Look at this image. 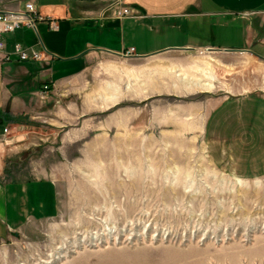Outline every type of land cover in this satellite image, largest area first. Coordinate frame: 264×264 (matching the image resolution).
I'll list each match as a JSON object with an SVG mask.
<instances>
[{
	"label": "rangeland",
	"instance_id": "obj_1",
	"mask_svg": "<svg viewBox=\"0 0 264 264\" xmlns=\"http://www.w3.org/2000/svg\"><path fill=\"white\" fill-rule=\"evenodd\" d=\"M110 59L94 57L55 102L63 120L9 157L5 178H51L59 209L1 245L0 264H264V56L218 70L210 92L157 63L128 83L173 78L126 92Z\"/></svg>",
	"mask_w": 264,
	"mask_h": 264
},
{
	"label": "crops",
	"instance_id": "obj_2",
	"mask_svg": "<svg viewBox=\"0 0 264 264\" xmlns=\"http://www.w3.org/2000/svg\"><path fill=\"white\" fill-rule=\"evenodd\" d=\"M34 1L45 20L38 22L37 31L23 27L8 34V46L40 39L48 54L40 60L0 63V246L26 232L33 222L58 212L55 181L26 173L5 178L8 161L33 149L45 123L52 120L51 113L60 120L68 114L55 102L70 82L85 75L94 57H111L102 69L116 85L125 80L128 92L135 86L144 90L150 77L168 76L157 68L143 76L142 85L128 83L135 65L179 68L187 67L192 58L206 57L211 59L214 88L218 70L224 78L231 64L254 63L264 56V0H125L135 16L98 20L88 14L101 12L111 0ZM21 6V0H0V9ZM49 19L57 21V29L49 28ZM132 47L133 55H126ZM211 89L193 85V92ZM147 91L146 95L153 93Z\"/></svg>",
	"mask_w": 264,
	"mask_h": 264
},
{
	"label": "built area",
	"instance_id": "obj_3",
	"mask_svg": "<svg viewBox=\"0 0 264 264\" xmlns=\"http://www.w3.org/2000/svg\"><path fill=\"white\" fill-rule=\"evenodd\" d=\"M22 6L17 8L0 9V63L11 61L40 60L48 54L42 41L39 39L35 44L26 45L15 42L11 48L8 46V34L17 29L27 27L37 31V24L45 20L34 0H21ZM90 19L98 20L105 16L109 18H125L135 16V12L125 0H111L104 10L95 14H88ZM50 29H57L58 24L54 19L47 20ZM134 48H129L125 54L133 55ZM48 86H44L47 90Z\"/></svg>",
	"mask_w": 264,
	"mask_h": 264
},
{
	"label": "bare ground",
	"instance_id": "obj_4",
	"mask_svg": "<svg viewBox=\"0 0 264 264\" xmlns=\"http://www.w3.org/2000/svg\"><path fill=\"white\" fill-rule=\"evenodd\" d=\"M211 59H194L187 67H177V65H162L161 71L173 74L176 81L186 92L193 91V85L203 90H210L213 87L211 77ZM140 84H143L140 81ZM111 84L107 83L103 89L108 92ZM202 91V90H201ZM110 97V96H109Z\"/></svg>",
	"mask_w": 264,
	"mask_h": 264
}]
</instances>
